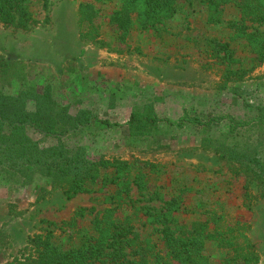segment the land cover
Here are the masks:
<instances>
[{"label":"rangeland","instance_id":"374dc122","mask_svg":"<svg viewBox=\"0 0 264 264\" xmlns=\"http://www.w3.org/2000/svg\"><path fill=\"white\" fill-rule=\"evenodd\" d=\"M45 1L46 9L37 8L40 11L26 29L0 23V53L22 61L38 88L51 84L55 99L69 104L72 113L76 108L92 110L113 124L108 130H83L74 142L91 160L129 163L131 179L143 172L150 189L139 192L133 187L128 199L136 206L160 205L148 201L151 190L185 191L186 211L177 216L181 224L189 225L206 214L222 217L224 225L239 223L248 229L256 264H264V188L233 162L213 151H200L202 137L225 140L227 126L214 124L203 131L177 125L195 115L229 116L237 121L252 118L254 113L231 95V85L247 91L243 99L264 103V63L253 61L243 41L233 38L236 7H226L223 21L212 25L206 23L205 0H180L177 15L167 25L147 31L134 27L120 42L108 24L115 4L98 6L95 31L81 38L77 9L85 0ZM248 25L250 30L264 29ZM211 41L228 43L234 50L240 62L234 71H242L240 79L213 55ZM147 101L154 102L156 115L167 122L148 141L131 139L125 124L132 108ZM27 109L34 111L33 101L27 102ZM28 134L41 146L53 144L52 138L33 130ZM43 186L42 180L15 188L0 177V230L9 223L1 232L0 264L28 254V239L46 231L57 244L70 246L78 234L90 233L95 217L112 207L107 192L78 194L69 200L57 192L37 200ZM124 209L117 210L118 219L133 213ZM10 210L24 214L9 222ZM68 222H75L74 228ZM204 255L208 264H232V251L213 242L206 244Z\"/></svg>","mask_w":264,"mask_h":264},{"label":"trees","instance_id":"16d2710c","mask_svg":"<svg viewBox=\"0 0 264 264\" xmlns=\"http://www.w3.org/2000/svg\"><path fill=\"white\" fill-rule=\"evenodd\" d=\"M179 1H82L77 9L80 37L88 38L95 31L100 5L115 4L108 24L123 42L134 27L147 31L167 25L177 15ZM229 6H235L237 12L233 38L243 41L253 61L264 63V29L250 30L252 26L248 25L264 26V0H205L206 23L220 24L224 9ZM37 8L46 9V1L0 0V23L26 29L40 11ZM208 46L225 68L230 69V74L240 79L242 71H234L240 62L230 45L211 41ZM22 64L0 53V177L15 188L43 180L45 186L37 193V200L41 201L57 192L68 200L78 194L107 192L106 199L112 207L95 217L90 223V233L78 234L70 246L57 244L51 232L46 231L28 239V254L6 264H208L204 249L209 242L232 251V264L257 263L246 236L248 229L239 223L224 225L221 216L206 214L189 225L181 224L177 216L186 211L185 191L165 194L151 190L148 201L158 202V207L134 205L128 199L133 187L139 192L150 189L143 172L131 179L129 163L91 160L84 148L74 142L83 130L95 127L108 130L113 124L100 119L92 110L76 108L72 113L69 104L55 99L51 84L47 82L38 88ZM10 87H15V91H10ZM229 88L231 95L254 113L252 118L237 121L229 116L206 119L195 115L182 118L177 125L209 131L214 124H225V140L204 136L200 151H213L219 158L233 162L264 188V103L243 99L247 91L241 86ZM28 101L34 102V111L27 109ZM162 122L167 120L156 115L153 101H147L132 108L125 127L131 139L145 142L154 136ZM29 130L43 138H52L53 144L41 146L30 137ZM124 206L125 211L129 209L133 213L121 220L117 210ZM23 214L10 210L9 222ZM74 223L68 225L74 228ZM8 224L0 230V239Z\"/></svg>","mask_w":264,"mask_h":264}]
</instances>
